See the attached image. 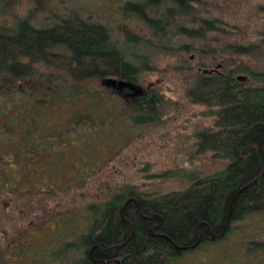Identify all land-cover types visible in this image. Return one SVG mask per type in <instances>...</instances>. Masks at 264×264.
<instances>
[{
	"label": "trees",
	"instance_id": "16d2710c",
	"mask_svg": "<svg viewBox=\"0 0 264 264\" xmlns=\"http://www.w3.org/2000/svg\"><path fill=\"white\" fill-rule=\"evenodd\" d=\"M19 1L0 0L1 193L35 191L28 188V177L24 178V173L30 172L29 165L46 164L35 172L49 180L46 187L50 193L77 184L78 172L65 169L61 152L75 142L68 138V130L56 131L57 122L48 112L53 113L72 97L105 103L115 96L125 101L118 95L81 89L85 82L106 84L115 78L123 84L140 85L139 76L150 70L152 54H174L171 50L204 54V49L196 48L197 43L208 32L219 30L216 21L197 16L195 6L201 0H127L120 8L117 37L113 36V24L89 22L74 13L52 24L34 22V12L18 17L13 12ZM175 39L178 49L171 46ZM225 50L229 57L215 69L198 73L186 92L191 103L210 108L214 116L213 126L196 134V154L211 153L213 159L227 162L225 169L211 175L191 173L186 190L166 194L122 187L106 201L88 205L89 224L81 229L66 230L68 221L65 224L63 220L68 215L54 221V230L64 235L62 239L55 236L51 261L170 264L187 253L224 241L234 224L264 213V71L241 58L259 60L262 52L255 44H229ZM39 68L50 72L41 73ZM35 79L38 87L30 89L28 83ZM159 104L160 95L146 88L145 95L133 105L130 119L139 126L154 123ZM97 119L83 111L71 122L78 128L105 124ZM52 138L59 140L58 146L50 142ZM224 231L222 238H216ZM197 241L200 244L190 249Z\"/></svg>",
	"mask_w": 264,
	"mask_h": 264
},
{
	"label": "rangeland",
	"instance_id": "374dc122",
	"mask_svg": "<svg viewBox=\"0 0 264 264\" xmlns=\"http://www.w3.org/2000/svg\"><path fill=\"white\" fill-rule=\"evenodd\" d=\"M126 1L20 0L13 14L22 18L34 12L31 16L34 22L52 24L74 13L89 22L113 24V36L117 37L120 36L117 25L122 20L120 8ZM195 8L198 17L214 20L219 27L197 43L196 48L204 49V54L195 51L183 54L178 50H171L174 54L169 55L152 54L150 70L139 76L140 85L123 84L112 78L115 85L91 80L81 88L118 95L125 100L123 103L115 96L105 103L80 96L72 97L53 113L48 112V117L57 122L56 131L68 130V138L75 142L72 148L61 152L65 155V169L73 174L78 172L77 184L63 192L50 193L46 187L49 180L35 172L46 164H38L29 165L30 172L24 173L28 188L35 191L0 192V264H65L57 258L51 261L52 242L55 236L62 239L64 235L54 230V221L60 222L68 215L63 220L65 224L68 221L66 230L81 229L89 224L88 205L106 201L122 187L134 186L145 193L166 194L186 190L191 173L211 175L225 169L227 162L213 159L211 153L196 154V134L212 127L214 116L210 108L191 103L186 92L198 73L215 69L229 57L225 50L229 44H255L262 57L259 60L241 58L264 71V0H201ZM190 25L199 26L198 23ZM171 46L178 49V39ZM234 58L240 62L239 57ZM39 69L41 73L50 72ZM55 75L62 74L55 72ZM35 84L37 79L28 86L37 89ZM146 88L155 90L162 104L156 108L154 123L139 126L130 119L131 109L145 95ZM83 111L91 112L105 124L94 128L74 126L71 120ZM50 142L59 144L53 138ZM7 161L11 163L12 158ZM167 172L174 174L164 177ZM18 174L19 178L23 177L21 169ZM233 228L224 241L187 253L170 264H264V213L250 215ZM29 242L32 244L27 246ZM20 244L23 246L17 251Z\"/></svg>",
	"mask_w": 264,
	"mask_h": 264
},
{
	"label": "water",
	"instance_id": "95a60500",
	"mask_svg": "<svg viewBox=\"0 0 264 264\" xmlns=\"http://www.w3.org/2000/svg\"><path fill=\"white\" fill-rule=\"evenodd\" d=\"M109 84H112V85H115L116 84V81L115 80H112V79H109L107 81ZM225 234V231L221 234V235H217L216 238L220 239L224 236ZM200 244V241H197L196 245L190 247V249H194L195 247H197L198 245Z\"/></svg>",
	"mask_w": 264,
	"mask_h": 264
}]
</instances>
